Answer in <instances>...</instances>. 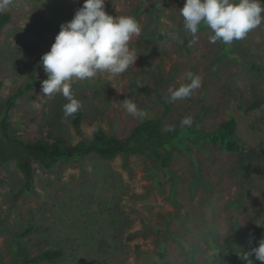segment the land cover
<instances>
[{
	"label": "rangeland",
	"instance_id": "obj_1",
	"mask_svg": "<svg viewBox=\"0 0 264 264\" xmlns=\"http://www.w3.org/2000/svg\"><path fill=\"white\" fill-rule=\"evenodd\" d=\"M82 4L83 0H11L4 9L11 14L12 20L0 32L1 101H7L22 87L34 86L24 97L17 99L15 107L10 110L13 136L27 145L41 140L52 144L60 137L66 138L71 145L88 144L97 127L119 137L129 135L143 118L150 119V113L143 111L145 105L154 106L153 118H164L166 126L187 115L197 123V127L193 126V134L184 140L191 146L194 157L178 154L173 165L176 174L170 175L179 182H186L181 185L180 200H188L186 188L195 173L214 182L215 190L226 191L222 202L234 200L236 194L245 188L258 194L264 212L262 158L248 164L235 156H222L208 142L209 135L221 122L235 117L244 141L256 150L264 148V76L251 69L254 63L263 60L264 51L261 58L248 52L250 40L258 41L259 37L248 33L244 39L231 43L232 46L220 41L219 47L209 41L213 34L211 30L201 25L199 36H192L194 45L184 48L182 33L173 38L160 34L184 24L179 9L185 0H105V11L113 17H133L137 14L134 9H140L136 21L141 31L129 42L130 50L138 58L128 69L132 74L98 72L94 77L73 78L68 82L74 98L82 105L75 115L80 121V128H76L75 118H64L63 106L68 100L62 93L48 96L41 93V81L47 76L40 61L54 43L60 25L71 20ZM40 15L59 25H53L49 32L41 31L38 35L33 30L40 23H33ZM175 66L179 72H171ZM150 71L154 73L150 74ZM188 73L200 78L201 87L195 89L190 98L170 102L169 89L189 83ZM152 84L163 88L158 98L159 106L149 99H157L155 92H151L152 87L147 89ZM107 85L112 89L109 95L107 89H103ZM144 89L148 91L144 92ZM126 98L143 112L142 117H133L124 110L121 101ZM171 104L174 107L169 108ZM16 152L19 156L27 154L13 144H5L0 152V182L6 180L0 184V206L9 221L12 218L10 228L13 231L20 232L30 223L35 225L37 230L28 241L34 251L42 247L46 251L64 252L61 260L42 264H144V254L157 249L160 234L164 232H156V229H164L175 208L168 199L170 186L166 182L169 178L164 173L156 175L157 179L149 176L150 172L145 169L148 161L145 162L143 157H130L133 177H130V168H124L123 156L107 161L93 154L69 163L61 162L59 174L53 176L51 173L46 186L40 182L45 173L34 163L35 194L17 201L16 194L23 188L25 176L17 164L20 158H12ZM4 159L12 160L4 165ZM241 161L248 164L247 170H253L254 177L258 176L255 185L252 182L250 186L245 177L238 175ZM159 181H166L162 191L154 185ZM202 195L205 198L208 194L199 192L198 199ZM43 203L47 204L42 212L35 210ZM115 207L119 208L117 214L113 213ZM191 208L197 210L195 203ZM245 214L249 218L250 213ZM220 215L226 216V210L223 209ZM177 226L180 222L174 220L172 228ZM133 232H140L139 238L129 242V235ZM5 234L0 235V264H10L16 257L15 251H11L14 245L12 235ZM189 239L197 240V237L190 234ZM20 245L18 258L26 249L23 243ZM169 250L173 263L181 264V249L175 242L171 241ZM36 255L29 254L31 259Z\"/></svg>",
	"mask_w": 264,
	"mask_h": 264
},
{
	"label": "trees",
	"instance_id": "obj_2",
	"mask_svg": "<svg viewBox=\"0 0 264 264\" xmlns=\"http://www.w3.org/2000/svg\"><path fill=\"white\" fill-rule=\"evenodd\" d=\"M48 1L55 2L56 0ZM50 8H52V4ZM46 10L44 13H46ZM139 10L138 8L134 9V12L137 13L133 15L135 20L136 18L138 19ZM11 20L12 17L10 13L4 10L0 11V32ZM36 21H39L40 25L34 27L33 31L38 35H40L41 31L49 32L53 25L56 27L59 25L57 22L52 23L46 16L41 15L38 20L34 21L33 25ZM263 28L264 24L249 32V34H256L260 39L258 41L250 40V50H248V52H254V55L258 58L263 57L264 35L261 36V34L264 33V31H262ZM55 30L57 29L55 28ZM180 33H182V39L185 43V45H183L184 48L194 45L195 41L192 39V35L185 31L184 24L173 29V31H168L165 34L161 33L160 35L162 37L171 35L173 38ZM196 35L199 36L198 33ZM235 41L236 40L232 43ZM212 45L220 47V41L212 43ZM230 46H232V44H230ZM188 51L193 54L192 49L188 48ZM144 62L147 63V60ZM251 69L254 72H258L261 76H264V57L262 61L254 63ZM171 72H179V70L175 66L172 68ZM152 73L150 71V74ZM129 74H132L129 70L123 73V75ZM156 84L148 86L147 89L151 90L152 87L153 90H151V92L154 91L157 95V99L149 97L150 101L157 106L159 104L158 98L163 88L155 86ZM33 87L32 84L25 88H20L12 96L8 97L7 101H1L0 98V152L3 151L5 144H13L15 147H21L22 150L27 153L25 156H19L16 152L12 157L18 156L20 158L19 160L17 159V164L25 176L23 188L16 194L15 199H17V201L31 194H35L33 188L36 180L33 169L34 163H37L39 168L45 173L46 176H43L40 182L46 186L47 179L51 173L53 176L59 174L58 170H61V167L58 166L61 162L69 163L73 159L93 154L107 161H114L118 157L123 156L124 168L126 170L130 168V177H133V170L132 167H130V157L141 156L145 159V162L148 161L145 169L150 172L149 176L157 179L156 175L164 173V175L169 178L168 181L170 182L159 181L154 182V185L161 191L164 189L165 182L170 186L168 199L175 208L170 214V220L168 219L167 224L164 225V229H156V232L162 230L164 233L160 234L157 249L151 254H144V264H174L172 260L173 256L169 250L171 241L175 242L177 248L181 249V264H246L237 253L240 251L247 252L258 247L259 241L264 238V212L262 211L261 203L258 201V194L242 186V188L245 189L238 192L234 200L222 202L226 191L221 188L215 190L214 182H210V180L193 173L194 178L191 177L189 186L186 188L188 190V200L181 201L180 198L183 191L181 185L186 182H179L171 177L175 175L177 171V169L173 168V165L176 162V156L178 154L191 159L194 157L192 156L193 152L191 151V146L188 145L187 142H184V140L188 138L187 135H191L195 131L193 128V126L197 127L195 121H193L190 127H181L180 122L183 118L174 119L175 122H171L166 126L164 118H153V116H155L154 110L152 109L154 106L148 107L145 105L143 111L150 113V119L143 118L144 120L142 119L140 123L135 125L130 134L126 137L108 134L102 127H97L92 133L88 144L79 143L77 145H71L67 142L66 138L60 137L52 144L45 140H41L37 143L27 145L13 136L11 130L13 124L9 123V114L10 110L15 107V101L24 97L26 91L32 90ZM105 88L107 89L106 93L109 95L112 91L111 86H103V89ZM147 89H144L146 90L144 92H147ZM138 90H140L139 87ZM170 107H174V104H171L169 108ZM185 117L188 116L184 115V118ZM79 123L80 121L75 118L76 128H80ZM208 142L209 146L218 149L222 156H235L248 164H252L254 160L259 158H262L264 161V148L256 150V148L244 141V138L239 133V126L235 117L221 122L219 127L209 135ZM10 160L12 159H4V165H7ZM244 161L240 162L238 175L243 178L245 177L250 186L252 182L255 185L256 179L259 181V178L257 175H255L256 178L254 177L253 170H247L248 164H245ZM197 165L196 163V169ZM62 175H65L64 172H62ZM2 182H6V180L2 179L0 184ZM199 192L208 195H206L205 198L202 195V197L198 199ZM246 193L247 195H245ZM193 203H195V209L199 210V213H197V210H194V208H191V204ZM46 204L47 203H43L35 210L42 212ZM251 205L254 206L249 210ZM50 209L51 207L49 210ZM223 209L226 210V216L220 215ZM118 210L119 208L115 207L113 213L117 214L116 212ZM247 211L250 213L249 218H246L245 213ZM107 212L110 213V210ZM4 213L3 208L0 206V235L4 232L6 233L5 235H7V233L9 236L12 235L11 238H13V241L11 242L14 245L11 247V251H15L16 255V257H14L15 259H13L10 264H42L53 262L57 259L61 260L64 257V252L61 250L46 251L43 250L42 247H37L38 251H34V249L28 245V241L31 240L29 237L37 230L35 225L30 223L29 225H25L22 231L15 232L16 230L13 231L10 228L12 226V218H10L9 221L8 216H5L6 213ZM174 220L180 222V226H177L176 229L172 228ZM128 226L129 225H127L126 228H128ZM190 234L197 237V240L189 239ZM139 235L140 232H133V234L129 235L128 241H134L136 238H139ZM21 243L25 245L26 249L25 254L18 258V250L20 249ZM15 247H17V249ZM135 248L140 249L138 246ZM39 252L41 253L39 254ZM35 253L37 255L31 259L29 254L32 255ZM250 258L253 260L254 264H264V262L256 260L254 254Z\"/></svg>",
	"mask_w": 264,
	"mask_h": 264
},
{
	"label": "clouds",
	"instance_id": "obj_3",
	"mask_svg": "<svg viewBox=\"0 0 264 264\" xmlns=\"http://www.w3.org/2000/svg\"><path fill=\"white\" fill-rule=\"evenodd\" d=\"M11 0H0L3 11ZM105 0H83L73 18L60 25L50 50L43 54L40 64L46 79L41 81V93L45 96L62 93L68 100L63 106L64 118H75L81 103L74 98L69 81L94 77L98 72L112 75L124 73L135 64L138 57L130 50L129 42L140 34V26L134 17H113L105 11ZM184 29L193 37L201 25L213 33L211 43L221 41L231 44L241 40L264 22V0H185L179 9ZM189 83L169 89V101L190 98L201 87L198 76L188 73ZM124 110L133 117H142L143 112L129 98L121 101ZM192 117L181 120L180 126H191ZM246 264H254L250 258L264 262V238L258 247L237 253Z\"/></svg>",
	"mask_w": 264,
	"mask_h": 264
}]
</instances>
